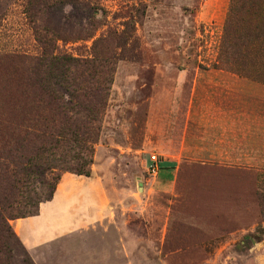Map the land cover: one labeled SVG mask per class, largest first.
Here are the masks:
<instances>
[{
	"label": "rangeland",
	"instance_id": "374dc122",
	"mask_svg": "<svg viewBox=\"0 0 264 264\" xmlns=\"http://www.w3.org/2000/svg\"><path fill=\"white\" fill-rule=\"evenodd\" d=\"M28 1L0 0V192L8 187L1 178L18 133L26 130L22 118L46 115L32 101L41 49L25 16ZM252 1L238 0V17ZM45 3L29 8L37 10L42 34L51 13L60 32L89 34L53 39L54 54L94 57L101 78L111 79L90 177L131 238L125 262L102 261L100 253L91 264H264V83L221 63L231 0ZM241 61L256 65L264 80V49ZM33 190L30 203L13 197L2 216L34 211L45 189ZM0 231V264H30L27 251Z\"/></svg>",
	"mask_w": 264,
	"mask_h": 264
},
{
	"label": "trees",
	"instance_id": "16d2710c",
	"mask_svg": "<svg viewBox=\"0 0 264 264\" xmlns=\"http://www.w3.org/2000/svg\"><path fill=\"white\" fill-rule=\"evenodd\" d=\"M47 1L51 0H29L25 11L41 49L40 57L34 61L36 80L31 85L35 93L32 101L34 108L41 106L46 115L22 118L21 124L27 123L26 130L18 133L15 155L9 156L11 160L1 178L8 187L0 192V228L10 233L23 249L7 222L37 216L39 205L53 198L61 179L60 173L90 178L94 146L99 140L111 84V79L101 78V65L94 57L85 60L54 54L53 39L84 40L89 34L60 32V24L54 21L53 13L46 20L47 35L42 34V27L37 25L35 19L37 10L29 8L34 3L47 6ZM251 3L245 13L246 17L241 18L237 14L244 5L239 7L238 0H231L220 47L221 63L225 69L239 77L264 83L261 70L256 69V65L251 67L241 61L242 56L259 57L264 49V3L261 0H253ZM86 13L88 18L84 20L87 21L91 19V9L88 8ZM88 25L93 26L90 20ZM241 36L243 38L237 42ZM99 44L101 42L95 43L94 50ZM241 46L244 55L240 57L237 48ZM35 187L45 189V194L34 211L6 218L2 216V213L7 214L11 209V203H16V197L30 203L29 194L33 193Z\"/></svg>",
	"mask_w": 264,
	"mask_h": 264
},
{
	"label": "crops",
	"instance_id": "0c3cea01",
	"mask_svg": "<svg viewBox=\"0 0 264 264\" xmlns=\"http://www.w3.org/2000/svg\"><path fill=\"white\" fill-rule=\"evenodd\" d=\"M114 211L96 180L64 174L38 215L11 221V228L34 264H91L100 253L102 261L125 262L131 234L126 222L111 219Z\"/></svg>",
	"mask_w": 264,
	"mask_h": 264
},
{
	"label": "built area",
	"instance_id": "2783aa9c",
	"mask_svg": "<svg viewBox=\"0 0 264 264\" xmlns=\"http://www.w3.org/2000/svg\"><path fill=\"white\" fill-rule=\"evenodd\" d=\"M149 169L151 170V173L153 175H156L157 170H159L158 169V162H157V160L155 158H152L151 165H150Z\"/></svg>",
	"mask_w": 264,
	"mask_h": 264
}]
</instances>
